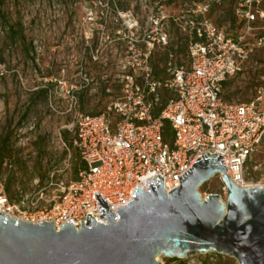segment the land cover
<instances>
[{
	"label": "rangeland",
	"instance_id": "obj_1",
	"mask_svg": "<svg viewBox=\"0 0 264 264\" xmlns=\"http://www.w3.org/2000/svg\"><path fill=\"white\" fill-rule=\"evenodd\" d=\"M236 1L224 0L210 12V17L233 35L238 27L232 24L229 12ZM0 2V139L11 134L15 152L13 159L3 163L0 176L7 182L14 175L16 194L19 188L27 193L38 191L49 180L50 199L61 181L69 183L77 178L76 167L82 158L70 130L76 109L92 114L107 111L124 95L126 76L133 73V66L142 72L139 60L129 52L131 42L142 52L152 50L153 67L166 64L161 74L164 80L170 79L177 67L188 65L189 37L173 18L191 9L195 0ZM163 15L165 19L156 23ZM18 22L23 24L25 39L15 43L9 37V26ZM162 29L169 34L165 46L157 42ZM260 87H264V47L227 80L223 96L229 102H245L254 99ZM40 88H48V94L36 93ZM160 94L158 107L172 97L166 87H161ZM111 117L114 122L120 118L117 113ZM256 162L263 167L255 169ZM248 166L247 182L264 185V139ZM223 186L217 174L199 191L203 197L219 193L225 198ZM158 259L162 264H181L180 260L187 264H239L217 252L180 260L160 255Z\"/></svg>",
	"mask_w": 264,
	"mask_h": 264
},
{
	"label": "built area",
	"instance_id": "obj_2",
	"mask_svg": "<svg viewBox=\"0 0 264 264\" xmlns=\"http://www.w3.org/2000/svg\"><path fill=\"white\" fill-rule=\"evenodd\" d=\"M221 1L196 3L174 17L190 37L189 62L177 67L166 81L155 77L152 50L142 52L131 42L129 52L139 60L142 72L133 66L122 98L94 115L76 109L70 130L85 163L78 177L69 183L61 181L50 199L48 180L38 191L27 193L19 188L12 200L6 177L0 176V213L35 223L53 220L57 228L65 222L79 228L88 213L99 222H108L100 217L96 194L117 215L134 199L137 186L148 191V180L159 175L170 191L180 185L178 176L208 152L224 156L223 163L234 182L254 186L246 175L249 160L264 139V87L252 100L229 102L223 96V84L264 47V0H238L235 16L239 27L234 35L209 16L212 3ZM157 42L167 45L168 32L162 29ZM161 87L168 88L172 97L155 116ZM111 113L120 118L114 122ZM166 120L172 126V143L164 138ZM62 143L67 147L65 141ZM254 167L261 169L263 164L256 162Z\"/></svg>",
	"mask_w": 264,
	"mask_h": 264
},
{
	"label": "water",
	"instance_id": "obj_3",
	"mask_svg": "<svg viewBox=\"0 0 264 264\" xmlns=\"http://www.w3.org/2000/svg\"><path fill=\"white\" fill-rule=\"evenodd\" d=\"M221 156L199 157L168 191L164 179L138 187L127 206L111 212L98 193L99 222L88 213L78 228L35 223L0 213V264H162L170 258L217 252L239 264H264V185L243 187ZM221 174L226 197L199 188Z\"/></svg>",
	"mask_w": 264,
	"mask_h": 264
},
{
	"label": "trees",
	"instance_id": "obj_4",
	"mask_svg": "<svg viewBox=\"0 0 264 264\" xmlns=\"http://www.w3.org/2000/svg\"><path fill=\"white\" fill-rule=\"evenodd\" d=\"M0 1H2V0H0ZM203 1H205V0H195L194 5L196 3L203 2ZM223 1L224 0H222L221 3ZM236 2L238 3V0ZM221 3L213 2L212 5H211L210 12H211V10L213 8V5L221 4ZM0 6H1V2H0ZM235 7L236 6H234V8L233 7L230 8V12H229L230 17L229 18H230V20H231L233 25H235L236 27H239L238 24H237L236 16H235ZM121 8L125 10L127 7L124 6V4L122 3L121 4ZM210 12H209V16H210ZM173 21L176 24H178L174 20V18H173ZM9 37L12 40V42H15V43L17 41H21V40L25 39V33H24V29H23V24L21 22H18L17 25H10L9 26ZM190 41L191 40H190V37H189V46H190ZM168 57H169V52H167L164 55V57H163V61H165V63L168 61ZM153 68H154L155 77L157 79H160L161 81H166V80H164L161 77L162 72L166 71V68H167L166 64H165V67H163V68H159V64H156L155 67H153ZM51 84L52 83H49V86ZM226 84H227V81L224 82L223 86L226 85ZM49 89H50V87H49ZM36 93L47 95L48 94V88H40L39 90H37ZM167 101L164 104H162L160 107H156L155 108V110H154L155 116H157L160 113V111L165 106ZM28 114H29L28 112L26 114H24L23 119L26 118L28 116ZM88 114H92V113H88ZM96 114H98V113H96ZM163 133H164L165 140L172 143V141H173V130H172V126H171V124H170V122L168 120L164 121ZM65 138L68 139L67 135H65ZM72 143H73V140H72ZM14 156H15V152H14V148H13V146L11 144V134L3 136L0 139V174H1L2 170H3V163L6 160L13 159ZM84 167H85V163H84L83 160H81L79 166L76 167V177H78L79 170L84 168ZM15 184H16V179L14 178V175L11 174V176H9V178H8V180L6 182V189H7V192H8V194H9V196H10V198L12 200H15L16 197H17V194H16V192H15V190L13 188ZM174 260H180V259L179 258H174ZM180 262H181V264H187V262H184V261H181V260H180Z\"/></svg>",
	"mask_w": 264,
	"mask_h": 264
}]
</instances>
